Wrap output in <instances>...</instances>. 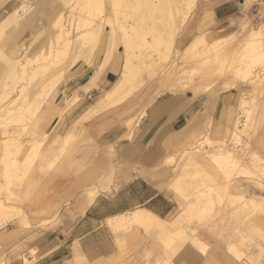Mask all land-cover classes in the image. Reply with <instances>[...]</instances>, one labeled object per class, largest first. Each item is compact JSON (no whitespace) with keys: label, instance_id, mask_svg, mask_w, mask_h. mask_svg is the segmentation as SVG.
Listing matches in <instances>:
<instances>
[{"label":"rangeland","instance_id":"1","mask_svg":"<svg viewBox=\"0 0 264 264\" xmlns=\"http://www.w3.org/2000/svg\"><path fill=\"white\" fill-rule=\"evenodd\" d=\"M41 1L31 0L29 8L24 9L21 7L23 5L21 0H0V20L6 19L13 11L12 7H9L12 4L19 8L18 20L24 18L30 11L36 18L35 23L24 32L22 39L19 40L28 48L30 59L26 64V72L22 74L21 65L15 63V58L13 66L7 70L4 69L0 74V202L2 201L8 207H5L4 213L0 215V264H8L15 257L25 258V262L28 263V254L36 255L35 246L38 242L48 238L50 234H53L51 235L53 237L58 235L59 228L64 225L65 219L59 207L47 211L46 214H34L29 207L32 206L35 198L42 196L44 190L50 186L44 183V179L49 177L50 172L57 171L61 161L67 154L73 152L75 147L89 141L82 136V132L85 133L83 130H86L84 124L108 108L92 106L96 103L98 96V93H95L86 100V104L77 111V114H66L67 110L73 107L85 92L79 88V82L86 80L95 68L86 61L88 57L76 56V48L85 47L91 35L86 37L89 40L85 38L84 41L83 37L80 40L79 38L77 40V37L83 31H95V33L98 31L97 36H100L96 46L98 51L95 50L93 57V63L96 64L104 55L108 31L111 29L106 18L109 14V17L112 15L111 12H114L116 7L112 6L108 0H102L92 9L94 21L91 24L81 23L79 29L72 32L68 52L62 50L56 58L58 62L66 65L65 77L53 92L48 96H42L39 94L43 87L54 79V74L46 76L41 73L44 70L41 64L44 66L48 62L44 61V55L50 43L57 46L54 47V52L57 48H62V45L57 44L58 33L53 29L55 20L52 15L53 11L56 8L61 10L64 24L67 26L65 31H67L72 29L70 26L77 24L82 16V14L78 15L82 0H50L53 7L49 6L42 12L36 9ZM185 3L184 0L180 1L178 7L183 8ZM200 3L201 0L196 1L186 21L177 32L175 49L173 48V54L170 56L171 58L176 57L178 70L183 79L197 80L204 70L192 68L183 57V51L193 38L202 31L206 32L207 45L214 47L212 52L218 49L221 53L218 59L210 63L211 68L208 70L213 76L210 77L208 89H204L206 86H199V94L182 91L187 93L190 99H194L196 123L199 122V124L191 131L189 137L168 149L162 165L150 171L153 179L161 181L158 187L174 201V211L166 218L170 223L165 224L166 226L173 225L174 232L170 234L168 230H165L168 233L158 234L154 231L149 232L152 227L146 224L142 227L163 245V257L159 258L157 263L152 264H177L174 257L185 252L190 246L198 247L202 251L200 243L194 240V236L199 238L202 244L207 245V248L219 249L233 259L236 258L230 255L228 250L230 247L238 248L243 259L236 260L242 264H264V168L259 166L260 163H264V84L260 86V89H255L250 83V79L255 74L261 78L264 76V40H262L264 32L258 30L264 26V18L255 15L252 11L242 15L228 33L233 32L240 41L245 40L239 42L240 47L229 55V52L222 49L221 40H218L220 36L223 37L228 33H219L213 29H195L194 24L199 18L197 16ZM134 9L120 8L119 12L126 11L130 16L136 11ZM180 16L181 14L178 13V19ZM113 20L115 19L112 18L111 21ZM20 24L8 20L0 34V42L6 39L8 32L14 27L22 28ZM73 38L76 43L72 45ZM119 42L120 39H118ZM117 47L114 55V60L119 64L116 79L123 61L121 43ZM163 48V46H158L155 48L157 52L154 48L149 52L157 58ZM51 59L54 58L51 56L49 60L52 61ZM75 60L81 63L76 65ZM240 60H244V65L250 66L249 73L233 71ZM182 66L186 69L181 68ZM50 67L49 71L56 66ZM143 76L146 78L143 86L131 92L128 97L134 92L146 91L147 87H151L150 90L155 96L164 91L174 92L167 87L159 89L157 78L149 80L145 74ZM217 86L220 90L212 92L214 88H218ZM227 87H233V90L229 91ZM75 90H78V100L64 111L68 97H71ZM14 98H17V103L36 100L33 107L35 108L36 105L38 108H33L34 111L29 114L26 113L27 116L24 114L25 116L22 117L25 120L23 118V120H13L7 115L6 109L9 105L11 106L10 102ZM86 108V112L82 114ZM129 122L130 124L126 125L128 130L126 137L132 138L135 120ZM9 136L15 138L14 142L9 141ZM103 138L102 142L96 143L98 146L105 145L107 137ZM110 138L114 136H109L107 139ZM27 140L40 141L38 150L36 149L38 152L35 148L32 152L30 150L32 147L29 151H25ZM220 152L225 153L220 154ZM28 153L32 156V166L30 163H22L25 154ZM42 158L44 161H41ZM12 159H17V163L11 165L8 171L6 168L9 165L5 163L6 160L11 161ZM238 159H242L240 167L237 165ZM126 169L137 171L134 167H125L120 159L112 162L110 171L105 170L99 178V180L104 179L103 175L106 174L104 186L97 183L94 187L100 186L103 190H110L112 179ZM107 181L110 183H106ZM6 190L9 191L6 192ZM251 200L261 202L259 208L245 206V202L249 203ZM132 226L140 225L132 223L122 229H130ZM54 230H56L55 233ZM226 246H229L228 250Z\"/></svg>","mask_w":264,"mask_h":264},{"label":"crops","instance_id":"2","mask_svg":"<svg viewBox=\"0 0 264 264\" xmlns=\"http://www.w3.org/2000/svg\"><path fill=\"white\" fill-rule=\"evenodd\" d=\"M44 1L36 7L41 12L46 9L41 8ZM249 11L264 18V0H201L194 27L228 33ZM92 67H95L91 70L93 74L98 69V61ZM117 70L116 66H110L66 114H77L95 93L98 96L92 106L105 107L102 100L115 81ZM90 76L79 82V88ZM147 88L134 92L117 105L106 106L108 108L100 115L84 124L86 130L82 136L89 141L75 147L61 161L58 170L50 172L44 179L50 186L29 207L34 214H46L59 207L65 215L64 225L59 228L58 235L50 234L38 242L36 255L28 254V263L25 258L15 257L8 264H152L163 257L162 243L149 232H174L173 225H165L170 223L166 218L174 211V201L158 187L161 181L153 179L150 171L162 165L168 149L189 137L199 122L196 123L194 99L187 93L164 91L155 96L151 87ZM132 120H135V126L132 138H129L126 137V125ZM104 136L114 138H106L105 145L98 146L96 143L102 142ZM119 159L125 167H134L137 171L126 169L117 174L111 181L110 190L94 187L97 183L104 186L106 174L104 179L99 178L105 170L110 171L112 162ZM95 189L98 193L94 201L82 209L87 194ZM135 212L153 216L149 232L142 224L133 223L140 226L119 229L109 222L118 215ZM162 225L165 228L161 229ZM167 228L168 232L164 231ZM196 238L194 236L195 241ZM201 249L190 246L174 259L177 264H242L238 260L243 257L237 258L229 250L228 253L238 260L213 247L203 250L201 246Z\"/></svg>","mask_w":264,"mask_h":264},{"label":"bare ground","instance_id":"3","mask_svg":"<svg viewBox=\"0 0 264 264\" xmlns=\"http://www.w3.org/2000/svg\"><path fill=\"white\" fill-rule=\"evenodd\" d=\"M30 1L31 0H22L23 5L21 7L24 9L27 7L29 8ZM180 1H182V0H108V2H110V4H112V6L116 7V9L114 10V12L110 11L112 14L111 15L112 17L111 16L109 17V15H110L109 14L108 17L106 18L108 20L107 23L110 25L111 29L108 31L109 34H108V37L106 40V47L104 50L105 52H104V55L101 56V58L98 60V69L95 72H93V74H91L89 79L84 84H82L80 86V89H82L85 92L89 91L92 88V86L95 85L99 76L101 74H103L110 66H116L117 68H119L118 67L119 66L118 61L114 60L115 59L114 55H115V51H117L116 48H118L117 45L120 43H121V47L123 49V51H121L123 61H122V64L120 65V72H119L117 79L112 83V86L109 88V90L106 92V94L103 97V100H102L103 106H105V107L106 106H113V105H117L118 103H120L122 101H125L131 92H133L134 90L139 89L141 86H143V84L146 80V78H145V76H143V74H145L147 79H149V80H153L154 78H157L158 79L157 86L159 89L167 87V88H171V90L174 92L188 91V92H193L194 94H199V90H198L199 86H206V87H204V89L205 88L208 89V84L210 83L209 82L210 77L213 76L212 73L208 70L211 68L210 63L212 60L218 59L221 52H218V49H216L212 52L214 47L212 48L210 45H207V41L205 38L206 37L205 32L202 31L201 34L196 35L193 38V40L186 46L185 50L183 51L184 52L183 57H184L185 62H188V64L191 65L192 68H195V69L197 68L198 70H204V72H202L200 74V76L197 80H192V79L185 80V79H183L181 77L182 74H180V72L178 70V64L176 63V57L171 58V56H170V54H173L172 53L173 48L175 49L174 43H175L176 34L180 30L182 24L186 21V19L189 16L192 8L195 6L197 0H184L186 3H185L184 7L182 6L183 8L178 7V3ZM99 2H102V0H82L80 3V8H79L80 11L78 12L79 13L78 15L82 14V16H80L78 23L77 24L74 23L73 26L71 25L70 27H72V29L70 28L67 31H65V27H67V26H65V24H64V16H63L61 10L56 8L53 11L52 15L55 17V20L53 21V29L55 30L54 32L58 33L57 44L62 45V48L59 47V48H57L56 52H54L55 51V49H54L55 45L51 44L50 42H49L50 43L49 46L47 45L48 46L47 51H46L47 53H45V55L43 54L44 55L43 59H44V61L49 62L50 61L49 59L52 56L54 59H51L52 61H50L51 62L50 66H53V67L56 66V67L50 69V71H49L48 68H51L49 66L50 62L49 63L47 62V65L44 64V66L40 63L44 69L41 73L43 75L46 74V76H50L51 74H54V79L50 80V82H47V84L43 87L41 94H39V95L48 96L51 92H53V90H55L58 87V85L63 80V77H65L64 74H65V66L66 65L63 64L62 62L61 63L58 62V59H56V58L59 56V54L62 52V50H63V52H68V46H69V42L71 40L70 35L73 34L72 32L77 31L79 29L81 23L91 24L92 21H94L95 18L93 16L92 9ZM55 3H53V4H55ZM51 4H52V2L50 0H48V1L46 0L42 3L41 8L45 9L49 6L53 7V5H51ZM114 7H112V8H114ZM117 7H119V8L117 9ZM112 8H111V10H112ZM120 8L125 9V10L127 8H130L131 10L135 8L136 11L129 16L126 13V11L125 12H119ZM11 9L13 11L9 14V16L3 21L0 20V34L3 32V29L6 26L5 23L8 20H9V22L15 21L16 24H20L22 22L20 24V26H22V28L20 29L18 27H14L11 31L8 32L6 39H4L3 41L0 42V54H1L0 74L4 69L7 70L9 67L13 66L15 58H16L15 63L21 65L20 67H21V70L23 72L22 74H24L26 72V64L29 63L30 58L28 57L29 53H28L27 46L23 42L21 43L19 40L22 39L24 32L27 31L29 28H31V26L35 23L36 18L32 16V13H30L31 12L30 11L29 14H27L24 18L18 20L19 14H17V13L19 12V8L12 7ZM178 13L181 14L179 19H178ZM75 16H76V14H75ZM112 18L117 20V21L116 22H115V20L111 21ZM258 30L260 32H264V26ZM90 35H91V38L89 40L86 37H88V36L90 37ZM97 35H98V31L96 33H95V31H83L82 33H79L77 40H78V38L80 40V38L83 37V39H82L83 41L86 38L85 40H89V42L86 41L87 43H85V45L86 44L87 45L85 47L80 46L81 48H78V49L76 48V45L74 46L76 48V51H77L76 56H82V57L84 56L83 58L88 57L87 58L88 60H86V61L93 64V57L95 55V50L98 51L96 49V46L99 42L98 38H100V36H97ZM237 37H238L237 35H235L233 32H231V33L223 35V37L220 36V38H218V40H221L220 45H222V49L224 51L229 52V55L232 54V51H235L236 49H238V47H240V45H241L240 43L245 40V39L244 40L241 39V41H240L239 38H237ZM118 39H120L119 43H118ZM262 40H264V39H262ZM83 41H82V43H83ZM75 43L76 42H74V38H73L72 45ZM158 46H161V47L163 46L164 48L162 51H160L157 58H155L149 51L152 50V48H154V49L157 48ZM51 51L53 53H51ZM156 52H157V50H156ZM181 54H182V52H181ZM36 58H38V57H36ZM22 59H24V60H22ZM30 62H31V60H30ZM75 62H77V61L75 60ZM80 63H81V61L77 62L76 65H79ZM237 63L238 64L235 65L233 71H235L236 73H240V72L249 73L250 72L251 68L248 65H244V60L243 61L240 60ZM181 64H184V63H181ZM72 65H74L73 61H72ZM35 68H37V67H35ZM181 68L186 69V67H183V66ZM32 74H34V73L32 72ZM263 77L261 78V76H258L255 74L253 76V78L250 79V81H251L250 83H252V86L255 89H257V88L260 89V86L264 84ZM32 80L33 79H31V81ZM35 82H36V80H35ZM226 89H228L229 91H232L233 87H227ZM218 90H220L219 87L214 88V90H212V92H216ZM77 91L78 90H75L74 93L72 94V96L68 97V99L64 105V111L66 109L70 108L78 100ZM35 96H38V95H35ZM16 100H17V98H14L10 102L11 106L9 105L10 108L7 107L6 113L8 116H10V118H13V120H17V119H21V120L24 119L25 120V118H23L22 116H25L26 113L29 114V112L34 111L32 109L34 108L33 105H34L36 100L32 99L33 100L32 102L30 100L29 101L27 100L28 102L22 101V103H17ZM36 108H38V106L36 107V105H35L34 109H36ZM64 111H63V113H64ZM29 118L31 120L30 116H29ZM27 121H29V119ZM234 126H235V124H234ZM13 139H15V138H13L11 136L9 138V141H11V140L13 141ZM38 144H40V141H36V140L28 141L26 145L24 144L25 149H26L25 151L26 152L29 151V148H31V147H32V149H30L31 151L34 148H35V150L36 149L38 150ZM22 150H24V149H22ZM37 150H36V152H38ZM32 152H31V154H32ZM225 152H220V154L225 153ZM230 152L231 151H229V153ZM31 154L30 153L25 154V159H23L24 161L22 163H24V162L27 164L30 163V165H31L32 164L31 162H33ZM33 155H35V154H33ZM5 156H6V154H5ZM36 156H37V154L35 155V157ZM35 157H33V158H35ZM5 158H7V157H5ZM4 161H5V159H4ZM241 161H242V159H238V161H237V165H239V167L241 166L240 165L242 163ZM6 163H5V165H9L6 168L9 171V169H11L9 167L11 165L12 166L15 165L17 163V159H12L11 161L6 160ZM259 166L264 168V163H262V164L260 163ZM7 178H9V177H7ZM7 186H8V183H7ZM7 191H9V190H6V192ZM97 193H98V190H96V189H95V191H89V193L87 194V196L83 202V208L82 209H85L86 207H89L92 204ZM248 199H250V198H248ZM263 199H261V200H263ZM259 201H260V199H259ZM260 203L258 201H255V200H251V202H249V203L245 202V206H247L249 208H252V207L253 208H259V206L261 205ZM5 207H7V206L5 205V203H3L1 201L0 202V215L2 213H4ZM109 222L112 225L119 227V229L124 228V227H126L132 223H137V224H142V225L146 224V225L150 226L153 222V216L151 214H148V213L135 212L132 215H129V214L120 215V216L118 215L117 217H115L111 220L109 219ZM161 227H162L161 229H163V228H165V225H162ZM116 229H118V228H116ZM167 230H168V228H167ZM196 241H197V243H200V245L203 247V250H205L207 248L206 247L207 245L202 244L201 240H199L198 238H196ZM228 248H229V246H228ZM229 252L232 253L233 255H235L237 258L242 257L241 256L242 253L240 252V250L238 248L230 247Z\"/></svg>","mask_w":264,"mask_h":264}]
</instances>
